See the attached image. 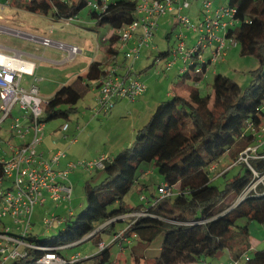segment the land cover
<instances>
[{"label":"trees","instance_id":"16d2710c","mask_svg":"<svg viewBox=\"0 0 264 264\" xmlns=\"http://www.w3.org/2000/svg\"><path fill=\"white\" fill-rule=\"evenodd\" d=\"M14 2L31 11L52 12L58 19L79 17L80 11L88 6L96 26L109 25L111 29L128 24L137 17L135 0H110L102 11L91 8L89 0ZM226 4L236 8L235 22L229 27L228 35L238 40L243 54H253L259 60V67L253 69L248 87L244 89L224 73H215L212 89L203 93L196 84L204 77L193 69L196 60L192 59V64L179 73L181 81L187 79L188 84L193 85L189 93L175 92L159 103L149 121L137 131L134 141L115 154L112 160L106 161L102 181L94 184L87 180V204L78 213L72 211L70 217L65 216L58 222V225L65 224L63 228L43 236L29 231L26 239L43 248L27 247L25 253L5 264H52L39 261L50 250L64 257L66 261L62 264H84L87 260L92 264H118L112 258L111 245L117 243L120 248L124 247L120 243L122 235L118 236L120 231H116L110 243L102 239L101 232H112L116 221L128 220L118 218L121 214L140 210H147V214L136 217L134 221L129 219L122 234L123 237L136 235L142 241H151L158 233H164L160 252L150 264L199 261L224 249L230 250L233 258H240L249 250V222L253 219L264 224V187L258 184L256 191L243 195L246 186L257 177L245 163H241L244 171L239 170L220 187L213 183L212 165L226 153L231 154L233 160L237 159L239 152L254 142L256 134L253 129H259L264 122V0H227ZM118 40L119 35L111 31L107 47L111 54L119 52L114 46ZM170 48L160 51L157 57L170 52ZM208 64L206 61L203 67ZM106 72L103 62L95 59L89 64L86 76L79 75L77 80L81 84L86 80V85L82 84L86 89ZM84 94L83 88L65 83L52 98L44 101L42 120L69 118L78 110V102ZM9 137V143L12 137H18L11 126ZM2 139L0 126V143ZM23 141L20 138L16 145H11L19 146ZM235 148L237 150L233 151ZM13 153L11 147V155ZM7 154L8 151L1 147L0 157ZM260 154L262 157L252 159V164L259 176H263L264 149ZM145 161L158 168L163 176L162 182L175 186V193L159 198L161 182L158 194H152L153 199L147 196L146 202L129 205L125 197L132 187L141 185L138 187L143 190L148 185L147 181L138 184L142 173L138 174V170L144 168ZM4 172V162L0 160V180ZM240 219H246V222L241 223ZM98 224L105 225L98 228ZM88 234L91 235L86 237ZM88 239H93L99 247L101 242L106 244L95 253L77 260L65 254L62 250L65 247H58ZM137 247V244L129 247L134 259L130 264H140L144 257ZM248 254L249 258L244 259L243 264H264V247H256ZM146 258H143V264H149Z\"/></svg>","mask_w":264,"mask_h":264},{"label":"built area","instance_id":"2783aa9c","mask_svg":"<svg viewBox=\"0 0 264 264\" xmlns=\"http://www.w3.org/2000/svg\"><path fill=\"white\" fill-rule=\"evenodd\" d=\"M110 0H89L88 5L97 10H105ZM137 2V17L130 23L121 27L111 29L119 35L121 45L118 48L123 50V56L128 59L125 63H121L120 67L115 64L106 67L107 72L93 81L95 87L98 88L97 104L93 108L94 114L101 110L109 111L115 105L117 100L121 98H131L141 96L147 84L136 74L135 60L141 53L143 46L150 45L159 24V18L172 13L176 16L180 30L176 34V42L170 48L171 58L165 62L166 70L170 69L178 59L184 61L181 71H185L192 59L196 60V66L193 68L196 72L206 77L210 65L220 59H224L228 53V49L238 45V40L234 36L228 35V29L234 24L233 18L236 8L228 4L220 6L214 5V0H201V16L199 22L193 23L189 14L185 11L191 7V0H135ZM227 16V17H225ZM78 17L72 16L64 19L70 22ZM198 32V40L194 46H189L187 39L188 33L184 32L183 27ZM44 45H57L64 48L68 52L66 58L73 59L82 49L77 44H66L61 41H55L49 36H41L39 39ZM109 36L105 35L103 41H108ZM210 48L212 56L208 59L204 56V52ZM160 58L157 57L156 61ZM208 61L207 67H203ZM36 63L34 60L24 57L23 53L17 51L15 53H7L0 50V126L2 123L10 119L11 129L15 134L24 140L22 145L11 147L14 149L13 155L7 154L0 157L4 162L5 178H12L11 186L1 189L0 200L3 202V208L0 217L11 214L15 217L16 222L21 223L17 229L7 227L0 232V264L19 257L21 254L20 246L43 248L38 244L26 239L27 234L32 228V216L36 205L44 203L47 199L48 192L56 205L62 201L71 198L74 185L69 177L72 171L77 167L86 170H94L96 168H104L106 161L109 159L107 154H101L91 159H80L77 161H69L64 167H57L60 160L66 156L65 149H57L51 156L46 158L39 151L38 146L43 141L45 134V123L42 120L44 114V99L40 96L39 87L35 83L29 87L23 85L24 74L35 75ZM18 105L21 115L15 114V107ZM252 124H250L251 126ZM69 122H65L62 126L63 131H67ZM255 135V143L246 146L238 154L234 163L228 165V169L235 164L245 163L252 169L256 178H254L244 189L243 195H247L250 191L257 190L258 184L264 187V175L259 176L258 171L252 164V159L261 158L260 146L264 141V123L259 129H253ZM32 133L30 138L28 134ZM75 136L73 140H76ZM1 150V146H0ZM215 168L212 165V170ZM216 173L215 176L223 174L226 170ZM175 186L164 181L159 185V198L172 196L175 193ZM242 196V195H241ZM72 211H70L71 213ZM147 214V210L133 211L121 214L118 218L133 220L136 217ZM117 217H115L116 219ZM64 217L59 216L55 212L44 216L45 224L49 227L54 223L61 222ZM14 230V231H13ZM125 230V229H124ZM122 242L130 244L129 237H123ZM105 242H101L100 247L105 246ZM70 246V245H68ZM58 246V247H68ZM53 248L52 250H54ZM244 259L249 258L246 252ZM73 260H77L80 256L73 254ZM241 258H232L229 264H239ZM44 263L62 264L66 260L63 256L55 251H48L39 260ZM215 264H224L222 262Z\"/></svg>","mask_w":264,"mask_h":264},{"label":"rangeland","instance_id":"374dc122","mask_svg":"<svg viewBox=\"0 0 264 264\" xmlns=\"http://www.w3.org/2000/svg\"><path fill=\"white\" fill-rule=\"evenodd\" d=\"M221 0H218V2ZM225 4L227 3V0H224ZM198 0H191V8L190 10L196 9ZM201 2V1H200ZM3 0H0V12L5 15H10L11 12L14 11V14H16L18 17L26 19L30 22L28 27H21L22 29H25L31 33H36L39 35H48L55 41H61L66 44H77L80 46L82 51L77 55L78 58L75 61L69 62L66 65H52L51 63L43 62V65L41 67L44 74L43 79L37 80V85L39 89L41 90L40 96L44 100H49L52 98L56 91L65 83H73L79 88H84L83 85L79 80H77L79 75L86 76L87 72H84L82 74H79L78 69H82L84 65H86L87 61L83 56H104L105 51L98 47L99 44H102V46L106 45L109 41H103V37L108 33V30L110 28L109 25L105 26H99L97 27L94 18L89 13V7H84L80 13L79 17L77 19L71 20L69 23L66 22L63 18H56L52 12L50 13H42V12H35L27 9L24 5H16L13 4L12 6L8 3H3ZM2 6H4L2 8ZM11 10V11H10ZM192 15V16H191ZM189 14L190 18L192 19L193 23H198L199 18L198 15L195 17L194 14ZM201 15V11H200ZM8 25L9 27L11 23H7L5 20L0 19V29H2V25ZM4 28H7L6 26H3ZM16 27V26H14ZM184 32L188 33V45L194 46L198 40V32L187 29L185 26L183 27ZM180 30V26L178 24V20L175 15L172 13H168L162 17L159 18V24L157 27V30L155 34L153 35V38L150 40V45L143 46L140 55L138 56V60L141 62L138 63L136 66L137 70H144L148 71V74H156L157 78L160 76L159 72H162L161 76L165 77V74L163 71V67L165 68V62L164 59H160L159 61H156V57L158 56L159 52L162 50H167L168 48L172 47L174 43L176 42V34ZM170 34V37H168ZM0 43L7 44V45H16L17 47H21L22 49H31L32 51L37 52L40 56H68V52L64 48H60L57 45H44L40 40H34L32 38H29V40L24 36H19L16 34H12L8 30H2L0 31ZM115 45L120 48L121 42L118 40ZM38 46V48H36ZM120 55L123 56V50H120ZM166 56H171L170 54ZM204 56L206 58L212 56V52L210 48H208L204 52ZM84 59V60H83ZM181 62V59H179V63ZM141 65V67H140ZM86 67V66H85ZM259 67V60L258 58L253 54H243L241 52V46L238 44L236 46H232L228 49V53L226 54L225 58L223 60H219L217 63L212 65L210 67L209 75H208V82L210 84H207L206 82L201 83V89L204 92H207L212 89V82L214 79L215 73H224L233 79H235L237 82H239L244 89L248 87L250 84L252 78H253V69H256ZM215 69V72H214ZM159 71V72H158ZM74 76H71L72 73H74ZM76 81V83H75ZM28 80L27 78H23V85H27ZM86 90H88L84 96L79 100L78 102V110L71 113L69 118H52L49 121V129L50 130H59L62 129V126L65 122L73 123L77 125L80 120H83V114L86 112H92V105L90 106V102L95 100V93L93 91L92 87H87ZM15 114L21 115L19 112V107L16 105L15 107ZM2 135L3 139L1 140V147L4 148V150L8 151V154L11 155V144H17V142L20 140L19 137H12L10 139V143L7 140L10 138V119L4 121L2 123ZM48 130V127H47ZM77 133V131L75 132ZM95 141L99 140V136L94 138ZM218 162H220V170L228 169V165L230 163H234V160L232 158L229 159V157H222ZM146 166L152 167L154 171L151 173V175L145 174V172L141 173L143 169L138 170V174H140V177L143 176L146 180L148 185L146 186V189L140 190L138 186L140 185H134L132 189L126 194L125 200L129 205H137L141 202H146L149 198H154L152 195L158 194V185L162 182L163 176L159 172L158 168L148 162L145 161ZM145 167V166H144ZM243 169V170H242ZM78 172L80 169H75ZM244 171V168L241 164H235L233 167L229 168L227 172L223 175L215 176L213 179V183L219 185L220 187H223L225 185V182L228 178L235 175L238 171ZM74 172L71 177L74 186V193L72 197V201H62L64 202L65 211L63 212V215L70 217L69 211H73L75 214L78 213L86 204V194H85V183L88 181H92L94 184L99 183L102 181L104 177L101 176V171L99 173H95L94 175L86 174L81 175V171L77 179H74ZM103 172V171H102ZM214 172V171H213ZM217 173V171L214 172V175ZM99 174V175H98ZM97 177V178H96ZM96 178V179H95ZM142 181V180H141ZM144 182V180L142 181ZM12 184V178H5L3 181H0V192L1 189L6 188L8 186H11ZM148 196V197H147ZM147 197V199L145 198ZM61 202V203H62ZM50 203H46L45 205L37 204L35 208V212L33 215V224L32 227L34 228L33 231L35 233H38L40 235H51L54 233H57L61 228L64 227L63 225H58V223H54L53 226L49 227L43 223V216L46 214H50L55 209V204L51 203L52 206L49 207ZM3 208V202L0 200V212ZM64 208V207H63ZM24 222V221H22ZM22 222H16V219L13 215L8 214L0 217V232H3L7 227H11L13 229H17L18 225L21 226ZM239 222L244 223L246 222V219H240ZM102 226L98 224V228ZM128 226V220H118L116 221V230L121 231V229H125ZM249 227L251 233L256 231L261 235V238L264 239V224H261L260 222L256 220H251L249 222ZM113 232V231H112ZM110 232L109 230L102 231V239L105 240L107 243H110L111 240L114 238L115 232ZM93 233V232H92ZM91 233V234H92ZM91 234H88L86 237H89ZM163 232L158 233L154 237V241L152 242L151 247L159 248L158 246L161 245V242L163 240ZM133 243L137 244L139 242L138 240L142 239L140 236L134 237ZM130 238V237H129ZM131 240V238H130ZM152 241V240H151ZM151 241H142L138 244L139 247L137 249L141 251L142 246L144 243V247L148 246V243ZM124 244V242H122ZM70 247L63 248V251L65 254H68L70 252H82L81 254L77 253L78 256L84 257L91 255L95 253L97 250L100 249L99 245L93 240L88 239L82 243L78 242H72L69 243ZM65 244V246H68ZM263 246V245H262ZM22 249V248H21ZM111 251H112V258L115 259V261L118 264H130L132 255V249L125 246L120 248L117 243H114L111 245ZM25 252L23 249L21 250V253ZM160 249H155L154 251H149L150 255L149 258H146L150 263H152L155 254L159 253ZM141 253L145 254V250H142ZM157 255V254H156ZM244 261V260H243ZM84 264H92L90 260L85 261Z\"/></svg>","mask_w":264,"mask_h":264},{"label":"crops","instance_id":"0c3cea01","mask_svg":"<svg viewBox=\"0 0 264 264\" xmlns=\"http://www.w3.org/2000/svg\"><path fill=\"white\" fill-rule=\"evenodd\" d=\"M200 1L201 0H198V2H197L198 7L196 9L190 10V8H191L190 7L185 12L187 14H190V15L194 14L195 17H197V15H198V18H199L201 16L200 15V11H201V2ZM224 2H225L224 0H221L219 2H218V0H214V5L220 6L222 4H225ZM3 3H8L11 6L13 4L18 5L17 3L14 2V0H3ZM3 7L4 6H2V8ZM225 17H227V16H225ZM0 19H3L7 23H11V25H13V27L12 26L9 27L8 25L4 24V25H2V29H0V31L8 30L12 34L24 36L28 40H29V38H32L34 40L39 41L40 37L43 36V35H39L36 33H31L25 29H22L21 27H28L30 22L26 19L18 17L16 14H14V11L11 12L10 15H5V14L0 12ZM3 26H6L7 28H4ZM14 26H16V27H14ZM111 31L112 30L110 27L108 30V33H106V35L109 36ZM44 36H48V35H44ZM108 45H109V42H107V44L104 46H102V44L98 45L99 48H101L102 50L105 51L104 56H83L86 59L87 63H86V65H84V67H82V69H80V70L78 69L77 72H79V74L87 72L89 64L91 63V61H93L95 59L101 60L105 67H110V66H113V65L118 64V63H119L118 66L122 67L123 65L121 63H125L126 61H128V59H125L124 56H121L120 52L115 51V52H112V54L110 52H108L107 51ZM114 46L117 47L115 44H114ZM36 48H38V46H36ZM0 50L5 51L7 53H12V54L17 52V51H20L23 53L24 57H28V58L35 61V63H36L35 75H36L37 79L36 80L34 79L35 76L29 75V74H24L23 78H27V80H28V84L25 85L26 87H29L33 83H35L37 85V80L44 78L45 73H43V71L41 69L43 62L51 63L52 65H66L67 63L75 61L78 58V56H75L73 59H68L64 55L63 56H40L37 52L32 51L31 49H22L21 47H17L16 45H12V44L7 45V44H3V43H0ZM168 54H170V53L166 52L164 54V56L159 57V58L160 59L163 58L164 59L163 62H165L167 59L172 57V56H166ZM220 60H223V59H220ZM76 62H77V60H76ZM217 62L212 63L210 65V67ZM138 63L141 64V62L138 59H136L134 70H135L136 74L139 75L140 79L143 80L147 84V88L141 96L136 97L134 99H131L128 97L121 98V99L117 100L115 105L109 111L101 110L100 112L95 113V114H94V111H93V113L92 112H86L83 114V117H84L83 120H80V122H78L77 125H75L73 123H69V128L66 132L63 131V129H61V128L59 130H56V131L53 130L52 131L49 129V123L46 122L45 128H44L45 134L43 137V141L38 146L39 151L42 152L46 158H51L52 154L57 149H60V148L65 149L66 150V156L60 160V162L57 164V167L66 166L69 161H77L80 159H91V158H95L101 154H107L109 156L108 160H112L115 154H117L125 146L130 145L134 141L137 131L149 121V119L151 118L152 114L156 110L159 103H161L163 100L169 98L171 96L170 94L175 93V92H177L179 94H188L190 86H193V85L188 84L187 79L182 80V81L180 80L179 73L181 72V68L184 65V61L182 59H181L180 63H179V59H178L174 63V65L168 70L162 68L164 73H167V74H165V77L161 76L162 72L158 71L160 73V76H158V78H157L156 74H148V71H146V69L137 70L136 66L138 65ZM140 67H141V65H140ZM209 71H210V68H209ZM209 71H208L207 76L204 77V79L201 80L198 84H196L200 88L201 92H203V93H204V91L201 89V83L206 82L207 84H210L208 82ZM214 72H215V69H214ZM74 74H75V72L72 73L71 76H74ZM86 83H87L86 80L82 81L83 85H86ZM90 87L93 88V91L95 93V100H93L89 103L90 106L92 105V110H93V108L97 104L98 90L94 86V84H91L89 86V88ZM40 91L41 90L39 89V92ZM83 91L86 93L88 90L83 88ZM47 127H48V130H47ZM76 131H77V133H75ZM31 136H32V133H29L27 138H30ZM75 136L77 137V139L73 140V138ZM97 136H99V140L95 141L94 138H96ZM252 143H255V141ZM262 149H264V141L262 142V145L260 146V151H262ZM236 150H237V148L233 149V151H236ZM224 156L229 157V159L232 158L231 154H229V153H226ZM146 165L147 164H144L145 167H144L142 173L145 172V174L151 175V173L154 171V169L152 167H149ZM213 165L215 166V168L213 169L214 172L215 171H217V173L222 172L219 169L220 165H221L220 162L214 163ZM75 169H77V170L80 169L79 171L82 172L81 175H84V177H85V173L87 175L90 174L92 176L95 173L96 174L99 173V171H101V173H100L101 176L104 175V172H102L104 168H98V169H94V170H86L82 167H77ZM75 169L72 171V173L74 171H76ZM79 171L74 172V174H73L74 179H77L78 176H75V175H79L80 174ZM72 173L70 175H72ZM221 175H223V174H221ZM141 180L142 181L144 180V182L147 181L143 176H141L139 181H138V184L142 183ZM140 187H141V185H140ZM74 190L75 189H73V193H74ZM144 190H145V188H144ZM46 195H47L46 201L44 203L39 202L38 204L45 205L46 203H50L49 207H51L52 206L51 203H54L55 201L51 197H49L48 192L46 193ZM72 197H73V194H72ZM72 197H71V200H65V201L71 202ZM63 203L64 202L60 203L59 205L55 204V209H51V210H54L53 212L61 215L62 217H65V215H63V212L65 211V206ZM69 213H70V211H69ZM104 225L105 224H102L101 227H103ZM31 230H34V228L32 227ZM116 231H117L116 225H114L113 232H115V235H116ZM250 234H251L250 235L251 246H250L249 250L247 251L248 253H251V251L256 247H261V248L264 247V239L261 238V235L259 233H257L256 231L251 233V231H250ZM133 236L138 237L136 235H133ZM130 238H131V243L130 244L124 243L123 244L124 248H125V246H127V247H130L133 245L136 246V244L133 243V238L132 237H130ZM138 241H139V243H141L142 239H140ZM153 241L154 240L149 242L148 246H146V248L144 247V243H143V245H140V246H142L141 251L145 250V254L143 257L144 259H145V257L149 258V256H147V255H150L149 251L155 252V249H158V250L161 249V245L158 246L159 248L151 247L153 245L152 244ZM139 243L137 242V245ZM68 247H70V246H68ZM21 248L24 251H26L27 246H20L19 249L22 250ZM76 253L81 254V256L83 254L80 251L70 252L69 254L73 255ZM141 254H143V253H141ZM154 254L156 255L158 253H154ZM143 258L140 259V261H141L140 264L144 263L145 260ZM232 258L233 257L230 253V250L224 249V250H221L220 252H218L214 256H208V257H205L199 261L182 263V264H215V263H219V262H222L224 264H229L231 262ZM240 258L242 260L240 261L239 264H243L244 258L242 256ZM130 263H134L133 257L131 258Z\"/></svg>","mask_w":264,"mask_h":264}]
</instances>
